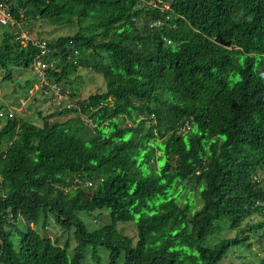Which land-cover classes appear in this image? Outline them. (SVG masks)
<instances>
[{
	"label": "trees",
	"instance_id": "trees-1",
	"mask_svg": "<svg viewBox=\"0 0 264 264\" xmlns=\"http://www.w3.org/2000/svg\"><path fill=\"white\" fill-rule=\"evenodd\" d=\"M0 2L20 23L77 28L47 40L48 79L72 99L80 69L107 83L41 126L0 117V264H85L90 249L101 264L100 246L109 264H220L264 228V0ZM0 26L13 81L41 50ZM99 210L111 224L90 230ZM51 218L72 236L64 246L35 228ZM129 222L136 244L118 230ZM225 229L235 236L207 245Z\"/></svg>",
	"mask_w": 264,
	"mask_h": 264
},
{
	"label": "rangeland",
	"instance_id": "rangeland-1",
	"mask_svg": "<svg viewBox=\"0 0 264 264\" xmlns=\"http://www.w3.org/2000/svg\"><path fill=\"white\" fill-rule=\"evenodd\" d=\"M76 29V27H71L70 24H53L43 19L33 18L29 23L25 24L22 30H20L21 33L30 36L45 37L51 40L60 36L73 35L76 32ZM7 30L6 27L0 26V42L2 41L3 33ZM16 69L17 68H13L12 71L14 76L13 81L5 80V73L0 70V107H2L1 112L5 113L4 116H0L2 124L6 122L8 117L15 116L18 119L30 121L41 126L44 124V116L51 115L55 112H61L64 108L75 104L76 100H85L92 95L102 94L107 91V83L101 73H96L91 69H80L76 75L71 77V80L75 85L74 90L78 91V97L74 98L75 100L72 99L70 95L73 92L71 85L61 83V88H64L66 93L62 94V99L60 101H54L50 96H46L43 90H37L39 78L32 67L27 70ZM76 76H78V79L80 80H77ZM27 82H30V84L27 85ZM69 116L73 117L76 116V114L74 113ZM69 116L56 115L50 119V122H62L67 120ZM126 123L128 125L132 124L130 120H126ZM1 128L2 125H0V129ZM2 194L3 191L0 185V196ZM84 219L90 230L102 228L105 225L111 224L112 221L107 210L96 211L93 216H85ZM261 220L262 219H260V221ZM258 221L259 219L255 218L251 223H258ZM30 226L34 227L33 224ZM35 228L40 231L42 235H45L52 240H60L59 242L61 246H64L67 239L72 237L58 224V222H56L54 218L50 219L46 229L43 227V220L37 227L35 226ZM118 230L121 234L132 238L134 244L137 243L138 229L135 223H120L118 225ZM227 233L228 230L225 229V231L213 235L208 239L207 245L211 247L218 244V242L223 241L225 237L229 238L235 236L233 231ZM250 237V241L247 240L239 245L233 246L220 264H230L232 262L255 264L263 259L264 228L260 231H254ZM248 243H251V246H249ZM71 244L72 246L76 245L74 239ZM98 251L102 259L101 264H109V250L100 246L98 247ZM84 262L85 264H97V261L92 258L91 249ZM122 262L123 261H121L120 264H122Z\"/></svg>",
	"mask_w": 264,
	"mask_h": 264
},
{
	"label": "built area",
	"instance_id": "built-area-1",
	"mask_svg": "<svg viewBox=\"0 0 264 264\" xmlns=\"http://www.w3.org/2000/svg\"><path fill=\"white\" fill-rule=\"evenodd\" d=\"M0 22L2 25H10L12 28L16 27V22L12 14L9 12L8 7H5L0 3ZM18 40L21 41L22 44L26 45L31 43L35 48L41 50V53L36 57L34 61V68L43 78V84L45 82L46 71L53 65L49 62L50 59V48L46 39L38 38V37H30L26 34H23L18 37ZM62 88L59 84L54 83L51 85V92L53 93L54 101H60L62 99ZM49 94V92H46ZM4 112L0 113V116H4Z\"/></svg>",
	"mask_w": 264,
	"mask_h": 264
},
{
	"label": "clouds",
	"instance_id": "clouds-1",
	"mask_svg": "<svg viewBox=\"0 0 264 264\" xmlns=\"http://www.w3.org/2000/svg\"><path fill=\"white\" fill-rule=\"evenodd\" d=\"M1 4H3L5 7H8V10H9V12L11 13V11H10V6L9 5H7V3H5V2H0ZM166 8H169L168 6H166ZM12 14V13H11ZM13 16V15H12ZM14 21L16 22V27L14 28H12L11 27V30H12V32H14L16 35H17V40H18V37L19 36H21V35H23V34H25V33H21V30H22V28H24V26H25V23H20V22H18V21H16L15 19H14ZM5 26H8V25H5ZM23 26V27H22ZM21 29V30H20ZM27 35V34H26ZM28 36H30V35H28ZM30 37H38V38H43V39H46V40H48L47 38H45V37H39V36H30ZM18 41H20V40H18ZM21 42V41H20ZM29 44V43H28ZM28 44H26V45H28ZM31 44V43H30ZM24 45V44H23ZM26 45H24V46H26ZM76 52V54H78V51H75ZM49 62L51 63V64H53L48 70L50 71L51 69H53V67H56V60H55V58L54 57H52L51 55H50V59H49ZM33 65H34V63H33ZM33 70L37 73V74H39L36 70H35V68H34V66H33ZM47 70V71H48ZM47 71H46V76H45V82H46V84H43V78L40 76V74H39V79H38V83H37V90H43V92H44V94L46 95V96H50L52 99H54V97H53V93L51 92V85L52 84H54V83H57V84H59L60 86H61V84L60 83H58V82H53V83H51L50 81H49V79H48V74H47ZM62 91V90H61ZM46 92H49V94H46ZM255 179H257L259 182H264V171H261L259 174H257V175H255V177H254ZM258 205H260L259 207H261L262 208V212H263V214H264V201L263 202H258Z\"/></svg>",
	"mask_w": 264,
	"mask_h": 264
}]
</instances>
